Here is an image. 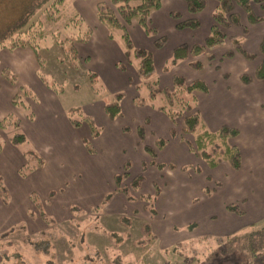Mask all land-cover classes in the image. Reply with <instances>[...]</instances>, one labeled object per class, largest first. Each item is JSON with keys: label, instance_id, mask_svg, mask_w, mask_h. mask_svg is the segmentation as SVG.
I'll return each mask as SVG.
<instances>
[{"label": "crops", "instance_id": "1", "mask_svg": "<svg viewBox=\"0 0 264 264\" xmlns=\"http://www.w3.org/2000/svg\"><path fill=\"white\" fill-rule=\"evenodd\" d=\"M109 2L110 0H75L72 3L75 13L91 31L87 43L74 45L79 61L86 71L99 79L111 97L119 92L124 93L120 103L122 118L113 122L104 113L103 106L107 102L105 99L94 97L95 100H89L82 108L84 113L81 112L91 118L100 129L99 136L94 140L90 139L86 126L78 129L70 126L57 95L38 78V66L31 50L0 52V121L8 115L16 117L28 142L45 162L43 169L33 171L26 178L19 177L18 171L25 165V159L19 149L3 139L0 178L8 193V205H3L0 199V234L22 226L25 232L14 231L9 239L27 264L42 262L24 244V237L37 239L44 233H53L37 217L38 213L30 200L31 194L37 196L44 213L57 224V238L53 242L55 264H84V256L97 252L102 258H108L113 251L116 252L109 239L113 235L124 238L117 249L124 258L119 264L126 257H132L135 264H165L162 250L182 242L178 234V237L173 235V241L170 239L173 228L176 227L174 223L179 224V227L183 226L182 230L186 232L185 228L196 224L190 212L198 206L207 210L231 185L233 188L227 193L230 196L227 205L248 202L252 196L250 194L248 197L244 192L250 193L251 181L261 180L260 176L264 175V79L244 84L239 78L250 67H257L258 58L252 66H246L247 62L238 53H234L230 60L224 59L221 57L222 50L232 49L225 42L218 49L220 52H213L214 60L211 63L204 61L201 55L196 58L190 56L176 65H169L172 52L178 46L203 44L214 25L212 14L217 3L206 0L202 12L190 14L184 0H162L160 8L150 15L151 26L156 29L158 37L166 39L159 50L154 47L155 39L147 37L135 21L127 26V32L133 47L152 55L153 75L161 89L171 88L174 76L184 78L187 83L201 81L207 86L206 92L196 93V109L201 124L211 132L223 126L237 130V136L230 143L240 152L239 171H234L227 163H221L214 169L208 168L185 145L182 120H177L173 125L165 114L134 104L139 95L135 89L138 84L135 69L127 65L119 37L110 40L108 30L97 20V5ZM251 9L262 22L249 25L245 13L235 7L234 12L239 14L241 26L247 27V33L244 37L233 27L226 31V35L233 42L241 44L246 52L257 54L260 41L264 37V8L252 4ZM173 13L179 15L180 21L197 20L199 28L177 30L178 21L171 18ZM195 59L203 65L201 70L189 66ZM118 64L124 65L125 71L119 70ZM4 68L10 69L17 76L16 86L9 85L1 77V70ZM19 86L28 87L36 97V103L27 99L34 114L33 121H29L21 111L11 105V99ZM139 127L144 129L143 141L139 140L137 134ZM173 128L176 136L170 138L169 133ZM83 139L91 142L93 153L84 149L81 142ZM157 140L166 141L160 150L155 147ZM145 148L155 152V161L165 166L164 170H158L152 165V158ZM125 163L129 164L127 181L142 175L141 194L152 195L153 186L159 187L155 201L156 216L152 220L144 210V203L139 200L129 202L122 193L116 191L114 178L123 172ZM168 166L175 169L169 171ZM214 183H218L220 187H216ZM207 191H210L208 196L204 194ZM50 193L54 195L49 198ZM105 197L108 199L103 205ZM196 200L199 203L196 204ZM219 205L224 207V202ZM71 206L81 212L78 213L79 217L69 212ZM95 208H100L98 220L89 225L81 214L90 215ZM185 213L189 215L181 219V215ZM123 217L129 222L128 230L121 223ZM232 217L230 215L226 222L231 223L230 226L237 221ZM207 218L213 220L214 216ZM172 221L175 222L170 226L165 225ZM147 223L150 224L155 241L148 247H136L134 244L142 237L141 227ZM156 225H164L160 238L156 235ZM225 227L229 226L225 224ZM238 229H244L240 221L228 234L209 233L203 236H227L239 231ZM97 231L99 232L95 233Z\"/></svg>", "mask_w": 264, "mask_h": 264}, {"label": "trees", "instance_id": "2", "mask_svg": "<svg viewBox=\"0 0 264 264\" xmlns=\"http://www.w3.org/2000/svg\"><path fill=\"white\" fill-rule=\"evenodd\" d=\"M214 1L217 3V7L212 14L215 25L210 29L209 35L203 44L192 47H188L187 45L178 46L172 52L169 61L170 66L185 61L190 56L196 58L207 50L212 51L223 45L225 35L222 28L240 25V19L234 12L235 7L240 8L246 14L249 24L255 25L261 22L260 18L254 16L251 5L256 4L264 8V0ZM64 3L65 0H0V52L3 50L12 52L17 49L31 50L38 66V78L46 88L50 89L56 95L62 92V88L54 82H48L43 76L44 60L40 55V44L47 37H50L60 50L62 55L60 62L66 64L72 70H77L80 67V61L74 45L76 43H87L91 36L90 29L84 26L83 21L75 11H73L72 16L68 18L62 28H72L77 30L78 33L71 34L70 36H62V31L60 30H45L46 25L56 26L61 21L65 9ZM161 3L162 0H110L109 3H99L96 8L97 20L108 30V38L115 40L117 36L119 37L125 61L127 65L133 66L135 69L138 78V84L135 85V89L139 95L135 99L134 104L138 107H150L165 114L173 125L176 124L177 118L182 117L184 113H190L183 117L184 128L182 130L183 134L193 137V143L184 140L188 149L196 154L210 169L216 168L221 163H227L231 169L239 171L241 167L240 152L237 147L230 143V140L237 136V130L223 126L217 131L211 132L204 129L201 124L196 109V93L206 92L207 86L201 81L187 83L184 78L174 76L172 78V87L169 89H161L157 78L153 75L154 66L152 55L132 45L127 32V26L132 21H135L147 37L155 39L154 47L156 49L159 50L164 46L166 39L164 37H158L156 29L150 23L151 13L158 10ZM184 3L190 14H198L204 9L206 0H184ZM171 18L177 21L179 15L173 13L171 14ZM199 26L200 24L197 20H190L187 22H178L176 29L179 31L183 29L197 30ZM233 47L246 60H254V55L247 54L242 49L241 44L233 43ZM258 52L264 57V38L259 45ZM225 57L232 58L233 54L228 53ZM208 60L212 61L213 56L209 55ZM189 66L195 70H201L203 68L198 61L189 63ZM117 67L121 71H125L126 69L122 64H118ZM85 75L90 87L94 89L96 83L95 76L88 71ZM1 77L9 85H17V76L10 69H2ZM239 78L244 84H249L254 80H263L264 58L252 75L242 74ZM123 97L124 93L119 92L112 95L111 99L104 103L103 110L110 122L122 118L120 103ZM27 99L35 103L37 102L35 95L28 87L19 86L11 99V105L21 110L29 121H33L34 114L27 104ZM67 119L70 126L74 129H78L84 124L89 130L91 140L96 139L100 134V129L95 126L92 119L85 116L82 112L68 115ZM0 130L7 132V142L11 146L19 149L25 159V165L18 171L19 177L26 178L33 171L44 168L45 162L43 158L32 147H28L29 142L21 130L18 119L13 115L6 116L0 121ZM123 131H126V129H123ZM137 134L139 140L143 141L144 129L142 127L137 128ZM175 136L176 130L173 128L169 133V137L174 138ZM81 142L88 153H93L89 140L83 139ZM165 144V140H157L155 147L157 150H160ZM2 148L3 142H0V153ZM145 151L151 156L153 166L158 170L165 168V166L157 164L153 150L145 148ZM167 169L174 170L175 168L168 166ZM128 171L129 164L125 163L123 172L115 176L116 191L122 193L129 202L139 200L144 203V210L152 220L156 216L155 201L159 194L156 185L153 186L152 195H143L140 193L143 183L141 174L132 179L128 186L124 185L129 177ZM132 193L137 194V196L132 195ZM53 195V193H50L49 198L53 197ZM7 198V190L0 178V199L5 206L8 205ZM107 199L108 197H105L102 203L103 205ZM30 200L38 212L39 218L47 226L51 227L55 221L44 213L37 196L31 194ZM230 207L232 206H227L228 209ZM99 211L100 208L92 210L89 216L92 217V222H97ZM69 212L77 216L80 211L76 207L71 206ZM238 214L243 215L244 212L238 211ZM121 223L124 226H129L128 220L124 217L121 218ZM18 229L25 232L22 226H17L0 234V264H27L16 250H12L14 249L12 244L6 241L8 235ZM50 234L44 233L42 239L24 238V244L32 249L42 264H55L53 247L48 241V238L51 239V236L53 238L54 236ZM141 236L142 239L137 244L139 246L148 245L155 239L151 233L150 224L147 223L142 226ZM114 238L119 237L109 236L111 240ZM201 238H211V236H203ZM214 241L216 248L203 262L199 263L197 261V264H249L254 260L264 263V226L256 229L254 224L249 225L239 234L235 233L215 237ZM115 242L117 241L113 240L114 244ZM180 245L181 243L175 244L172 251L183 262H188L191 258H188L187 255L178 251L177 248ZM167 254L166 252L165 255Z\"/></svg>", "mask_w": 264, "mask_h": 264}, {"label": "rangeland", "instance_id": "3", "mask_svg": "<svg viewBox=\"0 0 264 264\" xmlns=\"http://www.w3.org/2000/svg\"><path fill=\"white\" fill-rule=\"evenodd\" d=\"M73 1H75V0H65V3H64L65 9L63 12V18L61 19V21L58 24H56V26H52L50 24L46 25L45 30H53V29L60 30V31H62V36H70L71 34L78 33L77 30H74L72 28H70V29L69 28H67V29L62 28L63 25L68 20V18L72 16V13L74 11L73 7H72ZM235 14L239 17V14H237V13H235ZM255 17H257V16H255ZM257 18H259V17H257ZM239 19H240V17H239ZM246 19H247V16H246ZM177 21L178 22H187V21H180V17ZM247 22H248V19H247ZM261 22H262V19H261ZM214 25H215V22H214ZM249 25H251V24H249ZM255 25H257V24H255ZM233 27L237 28L239 30V32L242 33V35L244 37H245V34L247 33V27L241 26V23L239 26H231L229 28H222V31L225 35V41H224L223 45L226 42L232 46L231 51H228L229 49L224 50V51L222 50L221 57L224 59H228V60H230L232 58H226L225 55H227L228 53H232L234 56V53H238L235 51V49L233 47V43H235V42H233L231 40V37H227V35H226V31L230 28H233ZM262 39H261V41H262ZM261 41H260V43H261ZM223 45H221L220 47H222ZM40 46H41L40 55L44 60V70L42 71L43 76L45 77V79L48 82H54L55 84H57V86L62 88V92L59 95H57V99H58L63 111L66 113L67 116L74 114V113H79L81 111L83 112L82 108L88 104L87 102L89 100H91V99L93 100L94 97H98V99H105V101H107V102L111 99V95H109L107 93V91L104 89L102 83L99 81L98 78L95 79L96 80L95 88L92 89L90 87V84H89V82L86 78V75H85L87 71L85 70V68L83 67L81 62L79 63L80 67L77 70H72L66 64L60 62L62 55L60 53V50L58 49V47L55 45V43L52 41V39L50 37H47L40 44ZM220 47H218L212 51L207 50L205 53L201 54L202 55L201 58L204 61L211 63L214 60V55H213L214 53L213 52H215L216 50L218 52H220L218 50ZM246 53L254 55V57H255L253 61H248L238 53L243 58L245 63L247 62L246 66H252L251 64L253 62H255V60L257 61V58H258V62H257L258 64H256L258 67L259 64L261 63L262 59L264 58L259 52L257 54H252V53H248V52H246ZM209 55L213 56L212 61L208 60ZM193 61H198V60L195 59ZM198 62L201 64L200 61H198ZM201 66L203 67L202 64H201ZM255 69L250 67L249 70L244 71L243 74L252 75L254 73ZM226 76L227 75H224V77H226ZM17 110H19V109H17ZM19 111H21V110H19ZM189 114L190 113H184L183 116L177 118V120L183 121V117L187 116ZM82 126H85V125L83 124ZM185 137H186L185 140H188L190 143H193V137H191L190 135H185ZM3 139L7 140V132L4 130H0V142H3ZM29 146L33 147L30 142H29L28 147ZM260 178H261V180L251 181L250 193L244 192V194L245 195L247 194L248 197H250V194L252 196V198H250L248 200V202H244L243 204H238V205H234V204L227 205V204H229V202L227 200L230 199V196L227 193L229 192V190H231L233 188V186L231 185V187L224 190V192L216 199V201H213L214 204L209 205V208L207 210L204 207L198 206L194 211H191L190 216L194 217L196 224L190 225L189 226L190 229H188L189 227L185 228V230H187L186 232L184 230H182L183 226L179 227L178 226L179 224L174 223L175 221H172L170 223H165V225H169V226L172 223H174V225H176V227L173 228V233H171L170 239H172V241H173V239H174L173 235L177 236V234H178L179 240L182 241V242H180L181 245L177 248L178 251L187 255L188 258H191L188 262H183L182 259H179L177 256H175V254L172 251L174 249V247L171 246V247L164 249L165 251L162 250V252H161L162 256L165 258L164 259L166 261L165 264H197V261L199 263L203 262L210 255V253L216 248V244L214 241L215 237H221V236H215V237H211V238H201V237H203V235H207L209 233L219 234V235L228 234V233H230V231H232V229H234V226H236L237 222H239V221H240V223L241 222L243 223L244 228H246L247 225H253V224L255 225L256 229H259L262 226H264V206H261L262 203L264 204V175H261ZM129 183H130V181H125L124 185L128 186ZM214 185L216 187H220V185L218 183H214ZM156 189L159 192V187L156 186ZM204 194H207V196H208L210 194V191H207L206 193L204 192ZM132 195L137 196V194H135V193H132ZM223 202H224V207L221 208V205H219V204L223 203ZM195 203L196 204L199 203L198 200H196ZM227 206H232V207H230V209H228ZM239 210L244 211L245 214L239 215L238 214ZM81 215L87 219V224H89V225L92 224V221H91L92 217H89L90 215H86L83 213ZM188 215H189V213H185V214L181 215V219H184V217L188 216ZM206 215H208V216L213 215L214 219L209 220L207 218L208 216L206 217ZM230 215L233 216L232 218L237 219V221H235V223L232 226H230L231 223H226L228 221V218L230 217ZM79 216L80 215H78L77 217H79ZM37 217L39 218V215ZM225 224L228 225L229 227H225ZM124 227L127 228V230L129 228V226L128 227L124 226ZM162 227H164V225H161V226L156 225L155 226V229L157 230L156 235H158L159 238L161 237L160 231H161ZM49 228H51L53 230V233H51V234H53L54 238L51 236V239L48 238V241L53 247V242L57 238V236H55V230L58 231V227H57V224L54 223ZM96 230H98V229H96ZM177 230H180V231H178V233H177V232H175ZM242 230L234 232L233 234H235V233L239 234L240 232H242ZM16 231H21V230L18 229ZM98 232L99 231H97L95 233H98ZM15 233H17V232H15ZM11 234H14V233L12 232ZM11 234L8 235L6 241L10 242L9 238H10ZM42 235H41V237H39L37 239H42L43 238ZM127 236H125V237L127 238ZM25 237H27V236H25ZM115 237H119V238L113 239V240H116L118 242V243L115 242V244H117V245H115L113 243V240H111V242L115 246L116 252L115 251H113V253L111 252L112 254H110L108 256V258H105V257L102 258L101 255L98 254V252L95 254H92V255L88 254V255L84 256V260H85L84 264H119V261H122L123 257L119 254L117 249L120 246L121 242L124 240V238H122L121 236H118V235H115ZM141 239H142V237H141ZM175 239L177 240V238H175ZM153 241H155V239ZM151 243H149L148 245H145V246H139V245H137L138 244V242H137L134 245H136V247L143 248L146 246L147 247L150 246ZM10 244H12V243L10 242ZM12 247H13V245H12ZM155 249L158 251V248H155ZM12 250H16V249H12ZM166 252L168 253L167 255H165ZM131 258L126 257L125 261L123 263L120 262V264H129L131 261H133V259H131ZM131 264H135V262L133 261ZM137 264H138V262H137ZM249 264H264V263L256 262L254 260Z\"/></svg>", "mask_w": 264, "mask_h": 264}]
</instances>
